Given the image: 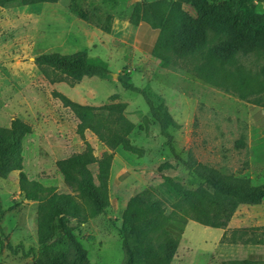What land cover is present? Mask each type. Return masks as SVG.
Wrapping results in <instances>:
<instances>
[{"label": "rangeland", "instance_id": "obj_1", "mask_svg": "<svg viewBox=\"0 0 264 264\" xmlns=\"http://www.w3.org/2000/svg\"><path fill=\"white\" fill-rule=\"evenodd\" d=\"M143 1L153 0L0 5V125L9 126L15 117L32 125V133L23 141V171L58 192L76 194L66 184L56 161L83 151L86 142L98 157L90 166L96 180L100 167L110 171L106 211L87 223L75 219L70 222L88 251L87 260L94 264H123V212L132 196L154 185L159 187L157 197L164 199L160 188L164 175L188 187L197 186L193 174L165 145L160 125L143 95L125 88L119 77L146 90L156 105L168 106L179 124L169 131L183 158H194L222 174L249 177L254 184L264 183V50L238 51L224 65L225 72L249 79L245 87L234 84L236 79L232 77L225 79L223 74L217 77L218 86L206 85L194 79L190 71L196 64H204L209 47L220 41L221 35L213 29L208 30L204 53L183 60L172 56L168 67L154 55L141 53L117 39L134 38L135 25L130 17L135 5ZM246 2L256 12L264 13V0ZM81 14H87L90 20ZM106 22L111 23V33L97 27V23ZM80 50L104 60L109 74L72 83L35 61L42 53ZM54 91L81 104L127 102L125 118L136 125L130 137L145 149L144 155L122 147L112 150L88 129L82 138L77 133L79 119ZM115 93L118 99L111 100ZM243 93L247 99L241 98ZM110 124L119 128L122 121L113 116ZM239 140L246 145L241 146ZM163 163L170 166L159 170ZM19 173L16 170L6 179L0 177V264H33L42 248L37 232L38 201L25 198ZM246 259H250L248 264H264V201L239 206L224 228L189 220L171 264H242Z\"/></svg>", "mask_w": 264, "mask_h": 264}, {"label": "trees", "instance_id": "obj_2", "mask_svg": "<svg viewBox=\"0 0 264 264\" xmlns=\"http://www.w3.org/2000/svg\"><path fill=\"white\" fill-rule=\"evenodd\" d=\"M58 1L0 0V5ZM81 16L90 20L87 14ZM130 22L147 23L158 29L155 46L150 52L165 67L171 64L172 56L183 60L204 53L208 45L209 29L220 34V41L209 47L206 62L196 64L190 71L194 79L209 86H218L217 77L223 74L225 79L232 77L236 79L234 84L245 87L249 79L225 72L224 65L238 51L248 53L264 50V13L256 12L246 0L143 1L135 5ZM97 27L107 33L112 31L110 22L97 23ZM35 61L39 66H49L64 78H70L72 83L81 82L86 77L109 74L104 60L90 57L83 50L70 54L42 53ZM119 80L125 88L143 95L152 116L160 125L165 145L176 160L182 162L193 174L192 181L197 184L196 187H188L177 178L164 175L160 185L165 194L164 199L157 197L159 187L150 185L132 196L123 212V264H171L180 243L183 226L189 220L214 228H224L239 206L264 201V183L254 184L249 177L222 174L218 169L194 158H183L176 151L169 131L171 126L179 124L168 106L156 105L146 90L122 77ZM51 82L55 80L51 79ZM54 94L76 114L79 119L77 133L82 138H85V131L88 129L112 150L122 147L140 157L144 155L145 149L135 145L130 137L136 125L125 118L127 102L81 104L60 91H54ZM118 97V93H115L110 99L117 100ZM241 98L247 99V95L243 93ZM113 116L122 121L119 128L111 126ZM32 130V125L19 117L13 118L9 126L0 125V177L6 179L13 171L19 170L20 189L25 198L38 201L37 232L42 248L33 264H94L87 260L88 251L73 231L70 222L75 219L80 223H87L106 211L110 204V171L100 167L96 180L90 166L98 161V157L94 154L93 146L86 142L83 151L56 161L66 184L76 194L58 192L55 187L30 179L23 171V141ZM238 143L246 145L243 140ZM168 166L169 163H163L159 170ZM58 233L60 235L56 237ZM57 244L61 246L56 247ZM249 261L250 259H246L241 263L248 264ZM238 263L231 261L229 264Z\"/></svg>", "mask_w": 264, "mask_h": 264}, {"label": "crops", "instance_id": "obj_3", "mask_svg": "<svg viewBox=\"0 0 264 264\" xmlns=\"http://www.w3.org/2000/svg\"><path fill=\"white\" fill-rule=\"evenodd\" d=\"M57 3V2H56ZM55 3V4H56ZM134 24V23H132ZM133 27L135 36L131 39L126 38H117L124 44H127L129 47H134L141 53L146 55H152L151 50L154 48L159 31L158 29L152 28L147 23L134 24Z\"/></svg>", "mask_w": 264, "mask_h": 264}]
</instances>
